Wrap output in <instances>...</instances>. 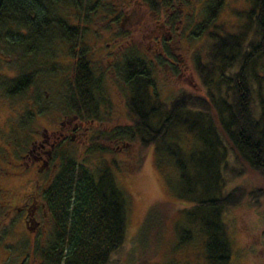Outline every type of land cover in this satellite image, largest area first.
Listing matches in <instances>:
<instances>
[{
    "label": "trees",
    "instance_id": "trees-1",
    "mask_svg": "<svg viewBox=\"0 0 264 264\" xmlns=\"http://www.w3.org/2000/svg\"><path fill=\"white\" fill-rule=\"evenodd\" d=\"M148 1L157 11L177 4L171 17H181L179 5L187 6L201 89L181 86L163 96L150 59L136 47L123 51L118 82L128 121L92 131L82 158L71 137L49 147L47 156L59 164L44 193L53 229L44 244L36 242L40 264L122 263L123 257L133 264H234L233 211L264 208V0H245L229 12L228 0H198L196 10L195 0ZM111 4L2 0L0 88L28 100L16 127L19 148L38 141L29 125L55 106L83 121L109 114L104 76L96 72L86 36L93 17L115 10ZM68 59L67 78L61 70ZM60 78L65 88L56 105L38 85L28 95L31 86ZM151 150L174 198L151 204L129 244L131 195L117 172L137 170ZM169 244L166 258L156 260Z\"/></svg>",
    "mask_w": 264,
    "mask_h": 264
},
{
    "label": "rangeland",
    "instance_id": "rangeland-1",
    "mask_svg": "<svg viewBox=\"0 0 264 264\" xmlns=\"http://www.w3.org/2000/svg\"><path fill=\"white\" fill-rule=\"evenodd\" d=\"M109 1L115 10L101 11L93 17L94 27L92 28L94 29H91L86 36L96 72L104 76V84L111 102V105L105 106L108 107L109 114L100 120L83 121L55 106L54 111L38 116L36 122L34 121L28 128L29 131H34V139H38L37 144L46 142L47 149L52 145V141L55 143L62 138L71 137L74 140L72 148L75 154L82 158L92 131L128 121L123 89L118 82L121 79L118 67L123 61V51L126 48L136 47L150 59L153 80L163 96L173 94L181 86L201 89L200 79L193 64L194 48L192 50V46L195 47L196 40L188 41L190 31L185 14L187 6L179 5L181 17L177 15L171 17L170 15L177 11V4L157 11L148 0ZM227 3L225 12L244 5L245 0H228ZM198 5L199 1L195 0V10ZM60 59L64 60L63 57ZM174 61H176V69L172 66ZM6 64L9 63L6 62ZM61 73L67 78L72 76V64L69 59L67 64H62ZM65 81V78H60L54 82L52 80V83L35 84L30 87L28 95L33 96L34 92L38 91V85L39 90L46 96V102L56 105L60 101V92H63L65 88L63 84ZM27 102V98L18 95L9 96L0 88V235L9 233L12 250L23 254L27 251L31 253V258L26 264H40L38 258L41 260V255L35 253L38 245L36 242L38 239L41 240V246L50 237L53 229L50 211L42 207V215L47 210L50 217L44 219L45 221L36 229L32 223H30L31 227H28L24 224L25 222L22 223L17 219L20 211L12 213L8 224L2 220L3 203L7 201V198H10L11 204H20L23 196L37 188L40 200L46 202L45 190L58 169L59 163L53 159L50 162L52 168L40 160L37 163L36 160L32 162L33 159L27 155V146L31 147L32 142L25 144L23 148L15 144L18 140L16 136L20 135L16 127L20 126ZM23 130L27 131L26 128ZM125 146L130 150L134 149L133 144H120L119 148L122 149ZM34 151L37 152L36 149ZM153 152V150L150 151L143 165L137 170L117 172L121 184L131 195L125 238L129 244L134 242L135 235L151 204L158 200L174 198L173 193L168 189L164 173L154 160ZM123 153L121 154L124 157L126 152ZM32 170H36L37 176ZM35 184H37L36 187ZM233 212L237 225L234 239V264H264V208L242 206ZM172 238L170 236L171 240ZM25 242L26 248H22ZM0 244L4 245V241H0ZM169 246L170 244L164 246V253L159 254L156 260L161 262L166 258L170 250ZM23 254H18L19 256L13 254L11 264L18 263ZM176 255L182 257L184 252L177 250ZM3 256L4 247L0 246V260ZM194 256L196 255L191 254V258L194 259ZM123 260L122 263L109 264H133L127 258L123 257Z\"/></svg>",
    "mask_w": 264,
    "mask_h": 264
},
{
    "label": "flooded vegetation",
    "instance_id": "flooded-vegetation-1",
    "mask_svg": "<svg viewBox=\"0 0 264 264\" xmlns=\"http://www.w3.org/2000/svg\"><path fill=\"white\" fill-rule=\"evenodd\" d=\"M53 143L54 142L52 141L51 144ZM46 146H47L46 142L42 141L39 144H37V142H34L32 143V146L28 149L27 155L30 156L31 159H33L32 162H35L36 160V163H37L40 160V162L44 164L46 163L47 164L46 166L51 167L50 158L47 156L49 152L48 151L49 148L47 149ZM35 149L37 150V152L34 151ZM28 164L30 163L28 162ZM32 171L34 172V175L37 176L36 170H32ZM36 185L37 184H35V187ZM17 193H21V192H17ZM38 194L39 193H38L37 188H35V190L28 192L25 196L22 197V201L19 199L21 205L11 204V202L9 201L10 198H7V201L5 200V202L3 203V208H2L3 209V213H2L3 222L5 224H8V220H10L12 213L16 211H20L21 213L20 214L18 213V217H17V219L20 222L22 223L25 222L24 224L28 227H31L30 223H32L35 229L38 228L40 224L43 223V221H45L44 219H47L48 217H50L49 212L47 210L44 211V214L42 215V210H41L42 207H45L46 209H48V206L46 202H43L40 200ZM9 197H11L10 194H9ZM0 241L1 242L4 241V245L0 244V246L4 247V256H3V259L0 260V264H11V257L13 254H16V256H19L18 254H23V253L17 252L16 250H12V241L9 240V233L1 234ZM38 254L40 256V253H38L37 251V255ZM30 258H31V253L26 252V254H23L20 256V261L16 264H26ZM35 258L37 259V257ZM38 262L41 263L42 258L41 260L38 258Z\"/></svg>",
    "mask_w": 264,
    "mask_h": 264
},
{
    "label": "water",
    "instance_id": "water-1",
    "mask_svg": "<svg viewBox=\"0 0 264 264\" xmlns=\"http://www.w3.org/2000/svg\"><path fill=\"white\" fill-rule=\"evenodd\" d=\"M1 4H2V0H0V6H1Z\"/></svg>",
    "mask_w": 264,
    "mask_h": 264
}]
</instances>
